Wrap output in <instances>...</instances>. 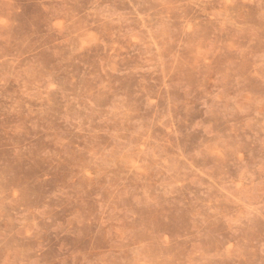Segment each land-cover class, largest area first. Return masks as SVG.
Segmentation results:
<instances>
[{"label":"rangeland","instance_id":"obj_1","mask_svg":"<svg viewBox=\"0 0 264 264\" xmlns=\"http://www.w3.org/2000/svg\"><path fill=\"white\" fill-rule=\"evenodd\" d=\"M0 264H264V0H0Z\"/></svg>","mask_w":264,"mask_h":264}]
</instances>
